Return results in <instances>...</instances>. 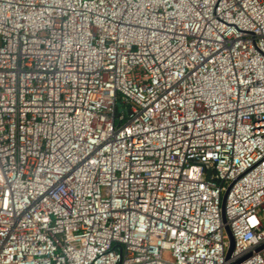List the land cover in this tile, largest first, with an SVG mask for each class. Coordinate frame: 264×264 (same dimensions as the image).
<instances>
[{"label":"built area","instance_id":"2783aa9c","mask_svg":"<svg viewBox=\"0 0 264 264\" xmlns=\"http://www.w3.org/2000/svg\"><path fill=\"white\" fill-rule=\"evenodd\" d=\"M0 264H264V0H0Z\"/></svg>","mask_w":264,"mask_h":264},{"label":"water","instance_id":"95a60500","mask_svg":"<svg viewBox=\"0 0 264 264\" xmlns=\"http://www.w3.org/2000/svg\"><path fill=\"white\" fill-rule=\"evenodd\" d=\"M225 229H226L228 237H229V247H228V251H227V255H226V256H228L230 254L232 248H233V238H232L227 226L225 227Z\"/></svg>","mask_w":264,"mask_h":264}]
</instances>
